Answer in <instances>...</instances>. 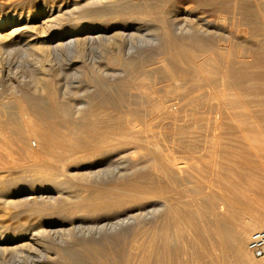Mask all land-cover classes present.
Wrapping results in <instances>:
<instances>
[{"label":"bare ground","instance_id":"obj_1","mask_svg":"<svg viewBox=\"0 0 264 264\" xmlns=\"http://www.w3.org/2000/svg\"><path fill=\"white\" fill-rule=\"evenodd\" d=\"M51 1L48 4L42 0L40 4L30 5L27 10L15 11L12 15L9 12L0 14V52L20 51L41 63H49L52 59L56 61L64 52L69 67L78 61L91 66L95 61L89 56L91 47L103 46L106 61L112 63L109 61L114 58L120 70L101 69L102 76L99 75L101 77L96 80L97 89H112L119 97L127 95L128 98L126 103L118 102L115 105L108 102L106 97L94 105L78 101L73 103L72 108L71 101L68 103L64 99L69 96L67 86H59L52 77L44 78L41 74L34 79L44 81L41 85L46 91L45 101H35L34 95L27 97L18 89L10 92L9 87L7 93L16 95L19 103L11 109L0 103V156L13 161L7 159L11 163L7 171L19 169L26 175L13 178L11 174V183L4 181L8 177L5 175L0 177L3 178L0 185L13 190L23 183L25 189L38 187L53 190L54 194L50 196H43L41 191L35 196L38 200H52L51 214L67 210L70 215L122 212L124 216L113 222L92 225L69 224L66 227L60 224V227H56L49 222L45 226L10 232L1 229L0 254L15 255L21 253L25 245L39 242L47 253L53 252L62 264H176V244L170 241L177 239L180 230H186L192 235L190 247L192 245L195 259L198 258L191 264H222L224 261L227 264H261L250 257L247 238L251 230L264 229V214H250L253 216H245L246 220L241 221L233 202L255 207L263 202L264 196V183L259 182L262 175L255 174L257 170L264 171V111H247L245 107L249 101L239 99L240 95L237 97V93L242 91H259L264 96V0H191L197 6L217 14L218 23L230 20L237 26L238 33L244 36L239 38L240 41H232L233 44H219L217 36H209L203 30L201 32L198 26L203 27V21H199L196 15L193 19L197 21V27L189 23L188 10L163 8L157 2H146L144 6L136 5L120 12L115 7V0ZM57 1L60 3L57 4ZM118 12L124 20H115ZM134 13L159 15L162 31L155 38V55L151 58L155 62H149L148 57L140 58L137 62L130 58L132 33L124 25L128 23L127 16ZM167 14L172 15L167 19ZM41 40L42 46L39 45ZM118 52L121 54L116 55ZM41 70L47 71L49 68L43 64ZM10 74L9 69L0 67V88L6 80L10 81ZM146 77L148 81L144 79ZM179 77L185 78L188 85L175 97L178 92L176 78ZM161 80L172 81V84L168 82L162 90H158L161 97L157 99L151 96L150 91H154V84ZM133 89L139 95H129ZM254 93L253 98L257 97ZM100 94L105 95L103 92ZM249 97L254 102L250 94ZM256 100H260L255 102L257 105L264 104L260 98ZM104 106L117 111V114L114 113L116 119L110 125L109 118L100 120L97 117V109L100 112ZM186 106L193 111L207 108L209 113L212 112L213 116L206 119L212 133L201 135L198 132L190 140V136L185 137L187 141L183 143L173 135L170 143L179 146L178 142H181L179 147L186 148L189 162L191 158L205 159V156L210 157L212 164H217L222 158L228 160L231 155L237 158L234 165L230 163L234 171L230 170L231 167L227 169L230 172L226 177L223 168L216 167L213 180L207 184L211 191L204 192L205 184L192 182L191 164L186 160L148 149L145 160L123 163L115 167L109 178V174L104 172L102 176L96 173L97 170L90 171L94 179L85 178L86 184L70 192L77 178L68 168L69 164H81L95 150L115 155L128 153L130 156L133 154L130 149H140L141 145L145 149L149 142L142 134L145 131L140 128L142 123L148 122L151 116L169 120L170 116L178 115ZM236 107H241V111L231 110ZM60 114L68 117L61 119ZM95 114L96 120H91ZM173 120L169 121L174 125L176 121ZM105 127L109 128L106 132L102 130ZM231 149L237 150L231 152ZM16 157L25 162L15 163L16 159L13 158ZM241 161L250 162L243 172L238 165ZM238 175L244 176L248 180V188L256 190L260 196L251 198L247 188L241 190L232 179ZM22 177L25 178L24 182ZM188 185L199 192L198 198L191 200L186 197L185 187ZM10 190L4 198L0 195L2 207L33 208L41 219L46 217L47 212L38 207L35 200L28 201L31 198L27 192L13 195L17 191ZM175 194L179 197L176 198ZM146 202H152L151 206ZM135 218L139 222L131 233L120 236L115 232L109 233L118 224L132 222ZM123 238H130L128 242L132 244L120 248L119 241ZM42 253L44 256L45 253Z\"/></svg>","mask_w":264,"mask_h":264},{"label":"rangeland","instance_id":"obj_2","mask_svg":"<svg viewBox=\"0 0 264 264\" xmlns=\"http://www.w3.org/2000/svg\"><path fill=\"white\" fill-rule=\"evenodd\" d=\"M72 1L80 2L81 0H69V2H72ZM115 1H116L115 7L120 12H121V10H123V11L129 10L133 6H136V5L144 6V4L146 2H150V3L157 2L163 8L171 7L172 10H177V9L188 10V13H189V18L187 19L188 22L191 24H194V26L197 27V21H195L193 19V16L196 15L197 16L196 18H199L198 19L199 21H201V22L203 21L202 22L203 24H201V25H203V27L198 26V29L201 32L203 30V32L208 33L207 35H209V36H211V35H215V37L217 36L216 40H218L217 43H219V44H223V43L225 44L228 42H229V44H233V42L235 43L237 41H240L239 38H243V36H244L243 33L242 34L240 33L241 36H239L240 34L238 33V30H236L237 26L234 23H232L230 20H226L225 23H222L221 21H219L222 24L218 23V20H217L218 15L217 14L209 11V9H204V7L197 6L191 0H115ZM41 2H42V0H0V12H1L0 14H4V13L9 12L10 15H12V13L15 11L20 12V11L27 10V8L31 7L30 5L40 4ZM46 2L48 4H51L52 1L46 0ZM58 3H60V1H57V4ZM190 11H191V13H190ZM120 12H118V16L115 18L116 21H121V19H123V20L125 19V18L121 17L122 14ZM171 15L172 14H167L166 18L167 19L170 18ZM126 20H128V23H126L124 26L128 27L130 32L132 33L131 34L132 37L130 36V40L132 41L131 44H133V45H131V47L133 46V48H134V49L132 48L130 58H132V60L134 62L135 61L137 62V60L139 61L140 58H147L148 57L149 62H155L154 59H151L152 56L155 55V47H154L155 46L154 43L156 42L155 38H157L160 35V32L162 31L160 23L158 22L159 15L155 16L153 13H145V14L144 13L143 14L134 13V14L128 15ZM206 22H207V24H206ZM214 22H215V25H214ZM208 23H209V25H212V26H209ZM116 25L118 27L120 26L119 24H116ZM207 26L210 29L212 28L211 29L212 32L210 31L209 28H207ZM209 32H211V33H209ZM41 44H42V40H41V42H39V45L40 46L44 45V44H42V45ZM91 48L92 49L89 52V56L95 60L94 62H92L93 66L92 65L90 66L89 64L84 65L83 63H80L78 61L77 63H75V65H71L69 67L70 64L69 65L67 64V59H66L64 52L60 54V57L57 58L56 61L54 59H52L51 61L49 60L50 61L49 63L47 61L48 64L46 62L41 63L37 59L34 60V58H32L26 54L23 55L20 51H12V52H8V53L0 52V67H4L5 69L7 68V69H9V72H11V74H10L11 77L9 75V78H8L10 81L6 80V82L3 83V87L0 88V91L4 93V94L0 93V103L4 104L9 109H11L10 107H16L18 105L19 100L16 97V95H13L12 93H7V90L9 89V87H10V92L18 89L21 93L25 94L27 97H29L30 94L34 95L35 101H40V102L45 101L46 100V93H45L46 91L44 90L43 85H41L44 83V81L39 82L38 79H36V80L34 79V77H38L40 74L44 78L47 77L48 79H50L52 77L51 79L54 80L57 85L61 84L62 86L63 85L67 86V91H68L67 94L69 96H67L64 99H66L67 101L66 100L65 101L68 103H70L69 101H71L70 104H71L72 108H73L74 104H76L78 101L87 103L88 105H94V104H96V102H99L100 100H102V97H106L108 102H112L113 105L119 104V103H122V104L126 103V98H128L127 95L124 97L123 96L119 97L118 94H115L112 89H108V88L104 89L103 88L105 92L103 90L101 91V89H100V91H99V89H97L96 80L102 76V74H101L102 70H104L106 68H113V69H115L116 72H118L120 70V68H119V66L115 65L116 60L114 58L112 59V61H109L112 63H108L106 61V59H107L106 58L107 57L106 49L103 46L100 47L98 45V46H93ZM37 53H39V52H37ZM117 54L120 55L121 53L118 52V53H116V55ZM45 63H46V65H45ZM41 64L42 65L44 64V66L46 68H49V70H47V71L41 70L42 69ZM49 64H50V67L48 66ZM94 64H95V66H94ZM101 67H103V68H101ZM96 68H97V70H96ZM147 68H149V67H147ZM43 72L46 74L44 75ZM55 73H57V74H55ZM99 75H101V76H99ZM59 77H61V78H59ZM144 79L146 81H148L147 77ZM176 79H177L178 92L175 93V97H178L188 84L185 82V78H183V77H179ZM163 81L166 83H164ZM163 81L162 80L157 81L154 84V86L155 85L156 86L155 87L153 86L154 91H150L151 96H153L154 98L159 99L158 97L159 96L161 97V93H160L161 91H158V90H162L164 85L168 84V82H169V84H172V81H171V83L169 80H163ZM8 83H9V85H7ZM10 84H11V86H10ZM61 85H59V86H61ZM7 86H8V88H7ZM40 86H42L41 87L42 89L40 88ZM32 90H33V92H32ZM133 90H131V92H130L131 94H129V95H139L138 92H135L136 91L135 89H133ZM101 92H103L105 95H101L100 94ZM72 93H73V95H72ZM247 93L244 91L237 93V97L240 95L238 97L239 99L250 102V103L248 102L246 104L247 107H245V108L248 109L247 111L253 112L252 110L258 111V109L261 111H264V104L263 105H257L255 103V102L260 101V100L259 101L256 100L258 98H260L262 101H264L263 93L256 91L255 93H256L258 98L257 97L253 98L254 92L252 93V91L247 92ZM249 94L252 96L251 99L252 100L254 99V102L250 101ZM119 98L122 99L121 102L119 101V100H121ZM23 100L26 101L27 99L23 98ZM207 105L209 106V102L207 103ZM122 108H124V106ZM231 110L241 111V107H236V108L231 109ZM184 111H185V113H184ZM96 113L99 116H97L95 114L92 116L91 120H96L97 117L98 118L100 117L99 118L100 120H102V118H109L110 123L108 122V125H110L116 119L115 117H116L117 111L115 109H113L112 107L107 108L106 106H104V108H101L100 112L97 109ZM114 113H116V114H114ZM189 113L192 115L190 116ZM211 113L212 112H210V113L208 112L207 108L206 109L200 108L198 110L193 111L192 109H190L189 106H186L185 109H181V111L178 112V115L175 114L174 116L172 115L169 117V120L174 119L176 121L175 122L173 120L175 122L174 125L172 124L173 123L172 121L166 120L168 118L160 119L161 117L158 118L155 116H153V118H151L152 117L151 116L147 120L148 122H145V124L142 123V125L140 127L142 130L145 129V131L144 130L143 131H144V133L146 132V134L142 133L141 132L142 130H140V132L144 135V137L148 138L147 141L149 142V145L146 146L147 147V148H145L146 150L143 149L144 147L142 145L139 147L140 149H138V148L137 149L136 148L130 149L131 152L133 153L130 156L128 155V153H126V154L122 153V155L120 153L118 155H115L114 153L95 150V151H93V153H90L87 156L88 158L85 161H83L81 164H79V165L77 164L76 166L74 164H69L68 168L71 170V172L75 173L73 176L75 178H77V180L75 179V181L73 182L74 187L72 188V190L70 189L71 190L70 192H72L73 190L74 191L77 190L79 187H81L82 184H86V179L90 180L91 179L90 177L93 178L90 171H92V170L96 171L97 170L96 173L99 172V174H102V176H103V172H104L106 174H109L107 176V178H109V176L111 175L110 173H112L116 169L115 167L122 166V165H124L126 163H130L132 161L136 162L137 159L139 161L145 160L147 158L148 149H149V151L156 150L159 153L161 152V154L166 155V153H167V155L171 154L174 157L178 156L177 157L178 159L186 160V163L191 164L189 167H191L190 169H191L192 176H193L191 178L192 182L199 181L201 183V185L205 184L204 185L205 187L202 189L204 192L205 191L206 192L211 191V187H209L207 184H208V181L213 180V176H214L213 174L215 172L214 170L217 169L216 167L217 166L222 167L224 170L223 175L226 177L229 174L228 172H230L227 169H229L231 167L230 170L234 171V169H232V165H234L237 158L236 157L233 158L234 156L231 155L232 157L228 158V160L230 159L229 160L230 162L227 160V158L226 159L222 158V160L217 162L218 165L212 164L210 162V157H207V156H205V159L204 158L201 159V157L200 158L198 157L195 159L193 158L194 161L191 158V162H189L190 159H187L188 154H187V151H185L186 148L184 147L185 148L184 149L183 147H181V148L179 147V146H181L180 145L181 142L183 143V141H185V142L187 141L186 140L187 138H185V137L190 136L189 137V140H190V139H192L193 136H197L198 132L202 133L201 135H203L204 133H209V134L212 133V131L210 129L211 126L206 124L207 123L206 119L211 118L213 116V114H211ZM206 115H207V117H206ZM67 117L68 116L65 117V115H63V114H60V116H59V118H61V119H66ZM177 122H178V124H177ZM140 124L137 125L138 128H139ZM143 125L144 126L146 125V126L143 127ZM147 125H148V127H147ZM169 128H170V130H169ZM104 129H102V130L106 132V131H108L107 129H109V128L107 127L105 130ZM161 133H162V135H161ZM173 135L179 141H181V142H178L179 146L173 145V142L170 143V138ZM154 136H155V138H154ZM180 137L185 138V139L180 140L181 139ZM149 138H150V140H149ZM153 143L155 145H152ZM156 143L158 144V146ZM169 144L171 145V147ZM236 148H237V146H236ZM157 149H159V150H157ZM130 150H127V151H129V154L131 153ZM143 150H145L144 152H146V153H144ZM236 150L237 149H231V152H233V151L236 152ZM240 151H242V150H240ZM231 152H229V153H231ZM144 156H146V157H144ZM131 157H133V158H131ZM1 158L7 160L9 157L3 156V155L0 156V171H2V172H0V177H6L5 175L8 176V177H6V179L7 178L8 179L6 180L4 178V181L11 183L13 181L14 177H18V176L21 177V176L26 175V173H24L23 171L19 172V169H18V171L16 169L15 170L12 169V171H10V172L7 171L6 170L7 167H9L11 165V163L9 164V161H8L10 158L7 160V162H8L7 164H5L6 160H2ZM117 158H119V159L117 160ZM206 158H209V159L206 160ZM13 159H16L15 163H18V161L19 162L20 161L25 162V160H21L17 157L13 158ZM197 160L199 162H195ZM231 161H233V162H231ZM11 162H13V161L11 160ZM257 162L258 161L256 160V163ZM227 163H229V164H227ZM230 163H232V165ZM249 163L247 164L246 161H241L238 164L239 166H241L240 170L242 171V170L246 169L249 166ZM245 165H247V166H245ZM1 166H2V168H1ZM196 166H197V168H196ZM211 166H214L215 168H213ZM112 168H114V169H112ZM200 168H201L202 172L200 171ZM233 168H234V166H233ZM84 171H85V173H84ZM15 172H17L18 174L16 173V175H14ZM262 172H264V171H262V170L261 171L260 170L255 171L256 175H258V176L262 175V177H259V178H262L259 180L260 184L264 183V179H263L264 173H262ZM20 173H22V174H20ZM83 173H84V176H83ZM11 174H13V176ZM85 175H87V176H85ZM11 176L13 178L10 179ZM241 176L242 175H238L237 177L235 176L232 179L237 185L240 186L239 187L240 189L242 188L241 190L244 191V190L248 189V191L251 192L250 194H253V195L249 194L250 197L252 196L251 198L259 197L260 195L258 194V192L256 190L250 189V187L248 188V184H246V182H248V180L244 176H242V177ZM82 178H84V179L86 178L85 181H83L84 179H82ZM235 178H237L238 180ZM239 178H241V179H239ZM2 179L0 178V180H2ZM22 179H23V177H22ZM26 179H28V177ZM24 181H25V178L23 179V182ZM239 181H241V182H239ZM19 185L20 186L15 187V189H13V190L7 189L6 187H3L0 185L1 198H4V196H6V194L9 190L14 191V192L17 191L13 195H19L18 193L27 192V196L31 198L28 201L35 200L37 202V206L38 207L40 206L41 208H43V210H45L47 212V215H46V217L44 216L43 219H41L40 215L37 214L35 211H33V208H27V207H25V208L24 207L7 208L4 206L2 207L0 204V207H1V209H0V230L1 229L4 231L9 230V232H10L12 230H20V229H24L26 227L27 228L28 227L29 228H36V227H39L40 225L45 226L49 222L54 223L56 225V227H60L59 226L60 224L66 225V227H68L69 224H71V225H78V224L79 225H92L94 223H102V222H107V221L113 222L116 218H118V217L121 218L122 216H124V214L122 212H114V213H108V214H102V215H89V216H85V215L80 214V213L70 215L69 211H67V210H64L62 212H54L53 214H51L49 212V209L52 208L54 205L52 200H46L45 198H41L40 200H38L35 198V196H36V194H40V193H42L43 196H46V195L50 196V195L54 194L53 190L49 191L50 189H45V190L42 189L43 190L42 191L41 189H38V187L36 189H33V190L30 187H26V189H25L23 183L22 184L20 183ZM206 185H207V187H206ZM190 186L188 185L185 187V189H186L185 195H186V197H189L191 200H194V199L199 197V192ZM243 186H244V188H243ZM213 189H215V191H217L215 187H213ZM39 191H41V192L39 193ZM2 193H4V194L6 193V194L4 195ZM175 195L177 196V194H175ZM175 195H174V197H176ZM178 197L179 196H177L176 198H178ZM58 200L59 199H57V201ZM148 201H151V200H148ZM261 201H263V202L256 205L255 207L246 206V205L240 204L238 202H233V207H235L234 209H236L237 212L240 214L241 221L242 220L244 221V220H246V217L253 216L250 214H254V215L255 214L256 215L264 214V196L262 197ZM146 203L148 206L149 205L151 206V204H152V202H146ZM49 217H51V219ZM137 219L138 218H135L132 222H124L123 224L122 223L118 224L117 228L116 227H115L116 229L113 228L112 229L113 231L111 230L109 233L113 234L115 232L116 234H118V236L131 233L132 231H134L137 228V224H138L137 222H139L138 221L139 219L138 220ZM257 230H260V229H257ZM253 231H255V230H253ZM253 231L251 230L249 232V235ZM249 235H248V238H249ZM177 236L178 237L176 240L174 238H172L170 241L171 243L173 242V244H176V251H175L176 264H191V263L195 262L198 258L195 259L196 256H194L192 245L190 247V243L192 242L191 233H189L186 230H180V232L177 234ZM248 238H247V242H248ZM173 239H174V241H173ZM128 241H131V239L130 238L121 239L119 241V247L120 248H127L130 244H132V242L129 243ZM67 244H70V243H67ZM43 246L44 245L42 243H39V242H36L35 244L30 243L29 245L27 244V246L25 245L24 247H22L21 253H18L15 255L12 253L0 254V264H34V263L35 264H37V263L38 264L39 263L40 264H62L60 262V259L58 257H56L55 255H53V252L49 251L47 253L46 248H44ZM42 252L45 253L44 254L45 257L43 256ZM40 254H42V255H40ZM190 254H192V255H190ZM250 257L255 262H258V263L261 262V264H264V258H255L252 255ZM222 264H227V263L224 261Z\"/></svg>","mask_w":264,"mask_h":264},{"label":"built area","instance_id":"obj_3","mask_svg":"<svg viewBox=\"0 0 264 264\" xmlns=\"http://www.w3.org/2000/svg\"><path fill=\"white\" fill-rule=\"evenodd\" d=\"M247 249L255 258H264V229L255 230L250 233Z\"/></svg>","mask_w":264,"mask_h":264}]
</instances>
